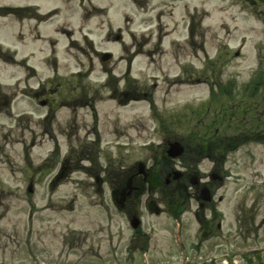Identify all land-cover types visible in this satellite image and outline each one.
<instances>
[{
  "label": "rangeland",
  "instance_id": "1",
  "mask_svg": "<svg viewBox=\"0 0 264 264\" xmlns=\"http://www.w3.org/2000/svg\"><path fill=\"white\" fill-rule=\"evenodd\" d=\"M5 6L57 12L40 25L49 38L38 42L29 19L0 15V264L140 262L141 252L128 250L139 241L126 214L135 210L158 256L173 242V208L186 210L184 233L196 241L203 228L220 224L225 238L211 243L245 241L238 232L251 242L254 230H238L246 220L264 238V125L256 138L236 139L235 149L200 163L213 194L205 209L191 193L171 191V182L164 196L145 185L135 206L112 195L134 163L155 170L166 140H194L203 122L212 132L214 116L221 121L244 98L246 82L264 69V15L253 10L264 13V5L0 0ZM8 49L18 51L17 61L31 54L35 72L13 62ZM101 51L113 58L102 63ZM229 83L232 94H222ZM169 162L186 171L180 160ZM214 171L222 180L210 178ZM237 211H246L241 222Z\"/></svg>",
  "mask_w": 264,
  "mask_h": 264
},
{
  "label": "flooded vegetation",
  "instance_id": "2",
  "mask_svg": "<svg viewBox=\"0 0 264 264\" xmlns=\"http://www.w3.org/2000/svg\"><path fill=\"white\" fill-rule=\"evenodd\" d=\"M201 162V161H199ZM199 165V164H198ZM197 167V166H196ZM131 184L129 185L130 191L128 194L124 195V200L122 206H124V201L131 206L137 205L141 202V194L144 191L145 181L136 173L135 166L133 167V172L131 173ZM182 176H185V180L191 181V176L188 172H183ZM189 177V178H188ZM142 179V180H141ZM187 182V181H186ZM185 187L188 188V184H185ZM203 184H195L192 188V198L196 200L198 208L205 209V203L200 199L201 187ZM141 207V205H140ZM137 213L135 211L126 212L127 217L130 218ZM241 228V227H239ZM221 227L218 224L217 227H205L203 228L204 239L201 238L198 241H194L187 237L184 233V224L180 227L172 228L171 238L172 243L169 247V252L162 255H155L150 251L151 243L148 242L151 240L150 233L148 232H135L133 235L137 237L138 242H133L129 244V251H138L140 254V262L133 260L132 262L127 263L124 261L122 264H264V238L258 236L259 227L252 229V227H246L238 230H246L251 233L250 239L251 242H248L249 235L247 233L238 232L240 238L245 239V241H236V242H210L212 239H221L225 233H221ZM230 233L228 232L227 235ZM224 237V236H223ZM225 238V237H224ZM176 239H182V243H176ZM238 239V238H236ZM144 240V241H143ZM204 240L209 242H204ZM168 244V245H169ZM131 247L133 248L131 250ZM156 247V246H154Z\"/></svg>",
  "mask_w": 264,
  "mask_h": 264
},
{
  "label": "trees",
  "instance_id": "3",
  "mask_svg": "<svg viewBox=\"0 0 264 264\" xmlns=\"http://www.w3.org/2000/svg\"><path fill=\"white\" fill-rule=\"evenodd\" d=\"M260 1L264 3V0ZM254 82L264 83V79H256ZM254 91H258V88H255ZM261 91L264 92V88L261 89ZM257 99L263 101L264 94L257 96ZM233 101L235 102L236 100ZM247 101L248 100L244 101L243 103L244 109H250L251 107L250 103ZM234 107L235 108H232L228 114H225V118L222 116L220 119L221 121H218L217 118L213 119L216 129L210 132L208 137L206 136L204 147L200 145V148L205 150V155L212 157H215L216 155L220 158L225 153V151H230L231 144H233L236 139H238L239 142V138L243 140L248 139L249 137L256 138L257 132L259 131V126L264 125V121L250 118L249 111H245L242 109V107H238V104H236ZM225 134L228 135L226 136ZM238 142L234 143L233 145H236ZM201 143L203 142L201 141Z\"/></svg>",
  "mask_w": 264,
  "mask_h": 264
},
{
  "label": "water",
  "instance_id": "4",
  "mask_svg": "<svg viewBox=\"0 0 264 264\" xmlns=\"http://www.w3.org/2000/svg\"><path fill=\"white\" fill-rule=\"evenodd\" d=\"M106 58L109 57V55L105 56ZM183 151L182 146L180 145L179 142L177 141H173V142H169L168 143V148H167V153L169 156L171 157H176L178 155H180ZM139 172L142 173L143 172V167L141 164H139ZM179 173L175 172V177H178ZM203 198L205 200L209 199V194H208V190L205 188V193L203 194ZM137 222L133 223V226L136 227Z\"/></svg>",
  "mask_w": 264,
  "mask_h": 264
}]
</instances>
